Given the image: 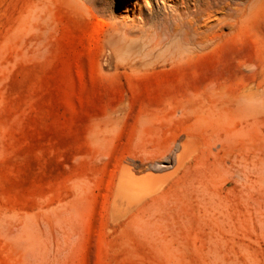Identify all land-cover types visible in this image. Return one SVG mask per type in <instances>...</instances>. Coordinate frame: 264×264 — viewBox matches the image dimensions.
<instances>
[{
  "label": "rangeland",
  "instance_id": "rangeland-1",
  "mask_svg": "<svg viewBox=\"0 0 264 264\" xmlns=\"http://www.w3.org/2000/svg\"><path fill=\"white\" fill-rule=\"evenodd\" d=\"M0 264H264V0H0Z\"/></svg>",
  "mask_w": 264,
  "mask_h": 264
},
{
  "label": "bare ground",
  "instance_id": "bare-ground-1",
  "mask_svg": "<svg viewBox=\"0 0 264 264\" xmlns=\"http://www.w3.org/2000/svg\"><path fill=\"white\" fill-rule=\"evenodd\" d=\"M246 11H247V5H244V6L236 5L235 8H233V9H231L229 11V13H232L233 12V13H235L238 16L236 22H234L232 20H228L227 17L221 18L222 27H225V26L228 27V26H230L231 28H235L237 26L236 23H239L245 17ZM212 14L213 13H208L207 14V17L205 19H202L203 22H201V23L199 22V23H197V25H195V31L197 33V36L201 39V41L198 40L197 43L199 45L205 44V46H202V47H210V46H212L213 43L215 42V40L217 39V37L219 36L209 26V24H210L209 23L210 22L209 20L211 19ZM203 27L208 28V32L207 33H205V32L202 31V28ZM169 31H170V29L168 27H164L162 29V32L160 34L161 35L164 34L165 36H168L169 37L170 36L169 35ZM180 55H182V54H180Z\"/></svg>",
  "mask_w": 264,
  "mask_h": 264
}]
</instances>
